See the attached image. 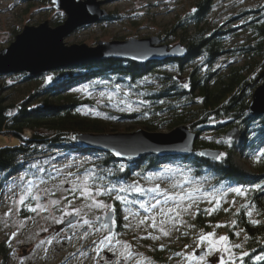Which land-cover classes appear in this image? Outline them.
<instances>
[{"label": "trees", "instance_id": "trees-1", "mask_svg": "<svg viewBox=\"0 0 264 264\" xmlns=\"http://www.w3.org/2000/svg\"><path fill=\"white\" fill-rule=\"evenodd\" d=\"M210 2L198 0L192 13L173 19L170 30L165 32L169 41H177L187 49L183 59L145 64L107 59L34 77L27 73L0 75V136L17 139L16 143L0 145V189L7 186L14 174L24 171L27 159L50 151L90 154L92 160L85 161L82 164L85 166L79 169H92L93 186L101 190L105 201L113 203L114 232L123 233L125 220L121 214L133 202L126 203L119 197L120 186L147 174L169 179L186 172L210 186L239 188L243 197L235 206L224 199L214 208L200 205L184 229L185 237L211 234L224 224L222 231L230 242L238 234L243 235L237 264H264V260L257 259L264 256V186H260L264 183V115L257 117L247 112L264 67V4L245 12L243 21L236 26H228L226 22L210 24L209 13L213 8ZM60 14L51 20V25L64 20V13ZM17 33L14 31L13 35ZM234 36L242 41L229 47L228 42ZM12 41L13 38L9 43ZM223 55L226 59L219 61ZM228 57L239 59L230 61ZM8 77L18 78V82L27 86V92L17 101H8L4 94L7 86L3 80ZM84 87L90 91L129 88L142 107L108 111L109 121L91 117L81 110L84 106H95L93 99L81 93ZM116 121L138 124L150 133L186 125L196 137L194 153L186 157L147 155L125 162L109 153L86 149L73 139L75 133H115L111 123ZM234 127L239 130L238 141L227 136ZM25 130L30 131V136L21 140ZM201 149L219 150L220 155L218 159H205L199 154ZM250 157L256 160L245 170L239 161ZM166 161L173 166L161 173ZM54 177L48 174L41 180L47 182ZM36 178L35 173L27 174L25 182L32 185ZM142 198L143 195L138 200ZM32 204V197L24 201L20 211L23 217L32 214L28 209ZM174 251L171 247H158L153 251L154 261L165 264V256Z\"/></svg>", "mask_w": 264, "mask_h": 264}, {"label": "rangeland", "instance_id": "rangeland-1", "mask_svg": "<svg viewBox=\"0 0 264 264\" xmlns=\"http://www.w3.org/2000/svg\"><path fill=\"white\" fill-rule=\"evenodd\" d=\"M47 1L48 3L46 0H0V48L7 47L9 40L14 39L13 32L19 33L25 25L36 26L45 20L51 23V20L62 16V11L54 10L50 0ZM197 1L103 2L100 7L108 15L111 14L112 18H107V15L99 21L83 25L67 35L64 42L67 45L85 44L93 48L99 41L154 37L162 38L161 43L172 46L178 42L169 41L165 32L170 30L173 19L192 13ZM210 3L213 4L209 13L210 24L220 25L226 22L228 26H236L243 21L245 12L257 9L264 4V0H212ZM241 41L242 38L234 36L228 42L229 47ZM225 59L223 55L219 61ZM228 59L235 61L239 58ZM3 82L7 86L4 94L8 96V101H17L27 92V86L18 82V78L8 77ZM257 83L256 86H259L262 79ZM81 93L95 103L94 107H82V112L103 121H109L108 111L116 113L117 110L132 111L142 107L140 100L129 88L90 91L84 87ZM106 103H110V106ZM111 126L115 127V133L144 129L132 122L116 121ZM156 132L168 133L170 129ZM16 142L15 138L0 136V145ZM88 160H92L91 155L83 152H46L43 156L27 159L24 171L14 174L7 181V187L0 193V264H161L156 263L153 257V251L158 247H171L175 250L165 256V264H237V258L241 257L238 249L243 244L241 233L234 242H230L228 239L219 240L221 236L226 237L222 231L224 224L217 226L212 235L196 233L195 236L185 237L184 229L188 228L193 212L200 205L206 204L214 208L224 199L229 205L235 206L239 198L243 197L242 190L237 193L232 191L235 188L214 184L210 186L186 172L169 179L158 178L159 174L130 179L119 190V197L124 202H133V205L125 206L121 214V218L125 220V232L108 234L107 226H97L96 221L98 217H104L111 208L114 209V206L111 201H105L101 197L99 188L93 186L92 169H79ZM255 160V157L242 158L239 164L248 170L251 167L249 163L251 165ZM164 165L161 173L173 166L169 161ZM34 173L37 178L32 180V185H27L25 175ZM48 174L55 177L47 182L42 181L41 178ZM85 185L90 195L81 194ZM138 188L145 191H137ZM142 195L144 198L138 200ZM177 196L185 198L176 199ZM21 197H24L23 202H20ZM29 197H32L33 204L28 209L36 210L30 216L23 217L20 211ZM157 199L161 203L152 207ZM94 201L101 206H96ZM142 203L143 208L140 206ZM70 215H76L81 222L61 228L64 219ZM85 220L89 223L85 224ZM114 225L115 219L113 227ZM164 232L168 234L165 235ZM201 236L207 238L201 240Z\"/></svg>", "mask_w": 264, "mask_h": 264}, {"label": "water", "instance_id": "water-1", "mask_svg": "<svg viewBox=\"0 0 264 264\" xmlns=\"http://www.w3.org/2000/svg\"><path fill=\"white\" fill-rule=\"evenodd\" d=\"M110 0H50L54 10L62 11L65 19L52 27L49 21L38 25H25L14 36L7 47L0 50V75L27 73L39 76L48 71L74 66L86 62L107 59H126L139 64L168 59H183L187 49L180 43L168 45L161 43L162 38L133 39L111 42H98L90 48L85 44L67 45L64 38L75 29L99 21L106 17L100 6ZM157 44V45H156ZM247 111L252 116L264 115V67L258 80ZM227 136L234 141L239 139L237 127L231 128ZM73 139L86 149L109 153L114 158L124 161L139 160L146 155L169 157L190 156L194 151L195 134L186 125H180L168 133L137 130L131 133H75ZM200 155L205 159H218L219 150L201 149ZM260 186H264V183ZM113 213L109 211L104 217H98L97 224L108 226L112 231ZM76 215H70L61 224V228L75 223ZM85 231V228L82 229Z\"/></svg>", "mask_w": 264, "mask_h": 264}, {"label": "snow or ice", "instance_id": "snow-or-ice-1", "mask_svg": "<svg viewBox=\"0 0 264 264\" xmlns=\"http://www.w3.org/2000/svg\"><path fill=\"white\" fill-rule=\"evenodd\" d=\"M73 191H75V189H73ZM121 191H123V189H121ZM137 191H140V192H143V191H145L144 189H137ZM148 191H157V189H148ZM232 191H235V192H237V193H239L240 191H241V189H239V188H235V189H232ZM81 194L82 195H85V196H87V195H90V192H89V190H88V188H87V186L85 185L84 187H83V189H82V192H81ZM97 194H99V189H97ZM166 195V194H165ZM188 196L190 197L191 196V193H189L188 194ZM118 199H119V197H117ZM168 199H172L173 197H167ZM176 199H180V200H183L185 197L184 196H177V197H175ZM23 199H24V197H21L20 198V202H23ZM53 203H57V201H53ZM94 204H96V206H101L98 202H96V201H94L93 202ZM161 203V201L159 200V199H157L156 200V204H153L152 205V207H156V205L157 204H160ZM142 208L144 207V204L142 203L141 205H140ZM32 211H35L36 209H31ZM187 209H185V211H186ZM169 211H175V209H169ZM143 221H141V223H142ZM84 223L85 224H88L89 223V221H87V220H85L84 221ZM161 223H163V221L161 222ZM153 226H155V224H153ZM164 234L165 235H167L168 233L167 232H164ZM209 235H212V234H209ZM207 237H205V236H201L200 237V239L201 240H204V239H206ZM219 240L220 241H225V240H227V237H225V236H221V237H219ZM212 242L210 241V244H211ZM236 247H239V245H236ZM246 254V253H245ZM190 259H195V257H190ZM257 259L258 260H264V256H260V257H257ZM200 260H203V257H200Z\"/></svg>", "mask_w": 264, "mask_h": 264}, {"label": "flooded vegetation", "instance_id": "flooded-vegetation-1", "mask_svg": "<svg viewBox=\"0 0 264 264\" xmlns=\"http://www.w3.org/2000/svg\"><path fill=\"white\" fill-rule=\"evenodd\" d=\"M113 212H114V215H115V210L112 208Z\"/></svg>", "mask_w": 264, "mask_h": 264}, {"label": "bare ground", "instance_id": "bare-ground-1", "mask_svg": "<svg viewBox=\"0 0 264 264\" xmlns=\"http://www.w3.org/2000/svg\"><path fill=\"white\" fill-rule=\"evenodd\" d=\"M177 157H180L179 155H176Z\"/></svg>", "mask_w": 264, "mask_h": 264}]
</instances>
